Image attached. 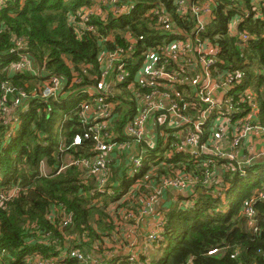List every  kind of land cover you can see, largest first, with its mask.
Masks as SVG:
<instances>
[{"label":"trees","instance_id":"16d2710c","mask_svg":"<svg viewBox=\"0 0 264 264\" xmlns=\"http://www.w3.org/2000/svg\"><path fill=\"white\" fill-rule=\"evenodd\" d=\"M1 2L4 5L0 7V68H10L19 63L21 55H24L31 61L32 69L18 73L14 71L15 77L10 73L0 75V100L5 93L2 85L22 88L27 95L21 100L22 104L30 102L33 113L24 123L23 134L18 132L17 139H12L9 146L0 152V264H27L29 261L25 256L35 253L43 258L42 262H46L65 252L68 255L65 264H81L73 258V253L78 251L88 258L93 249H99L101 246L97 247L95 243L100 242L103 232H107L103 235L109 237L113 235L114 217L116 212L121 211V206L128 214L138 211L136 200L142 195L119 205L112 215L109 195L98 193L91 196V191L96 189V180L90 177L85 183L86 172L76 166L61 171V163H58L53 174L48 176L41 171L42 161L54 165L57 163L55 158H60L65 152L78 156L85 149H93L91 141L85 142L83 146L70 147L75 137L84 135L91 128L79 113L78 105L86 99V95L81 92L97 88L101 81L117 75L112 70L109 77L104 78L102 56L116 53L118 49L126 50L128 36L135 41L133 62L126 68V78L119 83V90L115 94L107 92L108 101L119 103L117 111L112 114L115 119L113 130L119 136L118 139H127L123 136V129L134 117L126 120L128 112L134 111V102L141 104L144 101V96L138 94L141 86L138 84L140 77L137 71L143 66L140 63L145 53L150 46L183 39L191 45L190 48L187 42L195 66L201 63L199 53H192V50L205 44L214 47L216 65L212 75L216 77L236 73L238 76L236 87L228 92L237 109L235 121L251 114L250 102H254L257 109L253 111L256 112L254 117L264 130V0L258 15L255 13L251 16L247 14L257 12L255 0H216L212 20L199 34L195 33L197 18L190 14L182 16L175 6L177 0ZM111 7L120 9L118 18L110 14L108 19L103 20L95 13L90 16L86 26L81 19L83 17L71 21L81 11L83 15L98 10L110 12ZM153 8H162V13L167 12L172 16L170 31L156 29L157 17L149 16ZM237 19L242 22L234 34L231 26ZM90 25L96 29L95 32L86 30ZM243 35L247 36L246 40ZM206 58L211 59V56L207 54ZM179 59L182 60V57L176 58V62ZM174 63L170 59V64L164 68L166 73L177 77L169 82L170 87L166 92L180 110L184 104L190 105L187 115L193 116L195 111L202 112L207 107L199 100L201 86L192 85V80L197 74L203 78L204 68L192 69L190 73V68L180 69ZM52 77L67 82L65 93L58 99H34L39 93L38 84ZM30 78L37 81L33 88L29 85ZM77 79L80 82L72 85ZM155 81L158 85L165 82L161 77ZM147 90L151 92L153 88ZM244 91L250 92V98L241 96ZM73 96L80 102L68 108L65 100ZM9 104L10 100L7 99L5 105ZM124 104L130 106L128 112L122 111ZM168 114L173 116L171 110L152 116V119L159 115L165 116L160 130L164 131ZM181 114H184L183 111ZM65 118L69 120L65 121ZM190 126L193 127V124ZM61 127L65 135H61ZM210 127L211 124L207 123L202 128L199 146L209 145L211 148L212 141L216 142L215 135L210 137ZM234 134V131L228 130L222 136L219 142L222 149L233 150L231 144ZM260 136L264 140V136ZM61 137L67 139V148L62 152L59 145ZM163 140L161 135L157 136L156 145L152 144L154 148L150 147L152 140H143L142 148L146 147L143 168L133 179L123 177V174L120 176L119 170H122L123 165L117 169L114 168L116 164L112 163L110 171L117 173L110 174L108 186L112 188L114 185L115 189L127 192L135 179L142 178L151 170L150 162L156 165L166 162L157 170L158 183L164 177H177L178 171L180 175L200 178L192 187L195 191L194 207L186 211L176 208L169 211L161 233L164 240L155 243L161 237L157 234L154 244L149 241L150 235L144 236L148 247L153 244L152 255L150 250L138 261L133 262L131 258L110 264H264V143L257 144L258 154L254 153L251 157L252 152L241 147L240 153L244 159L230 160L225 159L223 154L216 155L213 152L179 151L178 148L163 151ZM162 153L168 156L163 155L162 158ZM208 162L216 164L212 163L207 168ZM216 166L220 168L216 169ZM207 169L215 172L208 175V183L204 184L203 176L207 175ZM14 183H18L14 194H7L10 189L1 192V189ZM200 188L203 189L202 193L198 190ZM145 192L143 188L141 193ZM249 209H253L256 215L254 227L248 224L249 218L245 215ZM65 220L68 225L64 227ZM120 222L123 227L127 226L123 220ZM3 250L7 252L1 255ZM212 250H218V253L209 255Z\"/></svg>","mask_w":264,"mask_h":264},{"label":"built area","instance_id":"2783aa9c","mask_svg":"<svg viewBox=\"0 0 264 264\" xmlns=\"http://www.w3.org/2000/svg\"><path fill=\"white\" fill-rule=\"evenodd\" d=\"M257 12L249 13L248 16L254 15L255 13L261 11L260 5L263 0H255ZM216 0H177L175 3L176 8L179 9V13L184 15H192L197 18V30L196 34L202 33L207 22H203L205 18L213 17V9L215 7ZM264 6V4H263ZM264 9V8H263ZM113 13H112V12ZM83 12H79L75 17L71 18V21H75V18H81L83 20V24H85L90 20V16L97 13L102 17L103 20L108 19L109 15L112 14L115 18L121 14L120 9L111 8L110 12H104L102 10L93 11L89 14H82ZM72 16V15H71ZM149 16L157 17V22L155 24L156 29L170 31L172 28L171 21L173 22V18L167 12L162 13V8H155L152 12H150ZM210 20V19H209ZM208 20V21H209ZM242 22L241 19H237L234 23L235 25H239ZM86 30L95 32L93 26H87ZM232 32V31H231ZM243 39L246 40L247 36L243 35ZM190 47L189 41H187ZM185 40H177L170 44H166L165 46H159L156 54L159 52L160 58L163 60L164 65L170 64V59H172L176 63V58H184L190 56L188 51V45ZM135 41L132 39L131 42H128V47L126 50L118 49L116 53H108L107 55L102 56L104 78H108L110 72L113 70L117 72V75L114 77L117 83H122L126 78V68L129 64L130 58L134 55L135 52ZM169 45V46H168ZM199 53V62L200 65L204 68V75L201 78L200 74H197L195 78L192 80V85L197 86L200 84L201 89L199 91V100L205 105L207 108L201 112L202 117L200 120H196L192 123L187 117L181 114V110L178 108L177 103L170 99V96L166 92H159L155 89L158 85L156 83V78L161 77L166 82H173L177 77H173L172 75L165 72L163 68L155 65L153 68L145 69V73L142 75L139 73L140 83L138 84L142 88H154L155 90L151 91L148 94H144L139 92L138 94L144 96V101L141 102L140 108L138 112L134 115V117L129 120L130 123L126 124L123 129V135L127 137V140L118 139V135H115L113 132V123L115 121L112 114L114 113V104L108 101L109 95L107 91L104 90V87L98 86L97 88L87 89L81 92V94L87 95L88 99L83 101L79 106V113L82 119L87 121L91 128L88 132H86L82 136H77L72 142L70 147L83 146L85 142L91 141L93 143V149L89 150V153L75 158L71 160L67 165L61 167V171L67 169L68 167L76 166L79 169H82L86 172V176H84L85 183L87 178H94L96 180V189L91 191V196H95L98 193L106 194V195H114L113 189L108 186V179L110 177V165L113 163L112 154L116 150H121L123 154L125 152L126 155H130L133 152L134 146H139L142 151L146 147L142 148V142L147 138L148 133V124L152 119V116L155 113H161L164 110H171L175 117L179 119L178 127H183L188 124H193V127L188 132V136L186 134L185 144L178 148L179 151H186V149H193L194 151H202V152H213L216 155L223 154L218 148H221L220 139L225 133L227 127H234V136H233V150L241 144V139H245L248 134L257 133L263 134L264 130L261 129V125L256 122L254 117L256 112V104L254 102H250L252 106V113L243 117L239 121H235V114L237 113V109L233 105V97L229 96L228 92L233 90L236 87L237 75L236 73H232L223 77L221 79L214 77L212 75V69H214L216 65L214 48L211 51L212 54L211 59H207V54L205 53L203 47H199L194 52ZM178 54V55H177ZM149 55V51L145 53ZM156 62H158V58L156 56ZM190 62V59L186 60V63ZM185 63V65H186ZM186 67V66H185ZM183 67V69H185ZM32 69L31 61L24 55H21V61L17 64L13 65V69L16 73L25 71L27 69ZM78 83L77 80L72 82L73 84ZM67 87V82L64 83L59 78L52 77L48 80L42 82V85L39 89V93L35 95L34 99L46 101L50 98L58 99L62 94L65 93L64 90ZM72 87V86H71ZM2 90H5L3 99L0 100V131L4 133V136L7 140H11L16 134V128L20 124L19 119V110L25 105L22 104L23 99L27 98L26 93L22 88L17 89L8 85L4 87L2 85ZM223 91V97L219 98L217 96L218 91ZM245 92V93H244ZM241 93L242 95L248 96L250 98V92L244 91ZM7 99L10 100L9 106L5 105ZM226 108L225 110H223ZM180 111V112H179ZM215 116V127L217 130L215 131V139L216 142L212 141L211 148L209 145H198L199 134L202 132V128L207 125L210 121H212V117ZM165 117V116H161ZM160 117V118H161ZM213 122V121H212ZM210 122V124L212 123ZM253 122L255 124H253ZM218 124V125H217ZM173 124H169L171 126ZM253 125H258L257 127ZM213 127V126H212ZM169 133L164 132L165 141L169 140ZM174 138L178 139L180 134L173 135ZM150 147L154 148L152 144L156 143V138L151 142ZM156 145V144H155ZM69 147V148H70ZM91 154V155H89ZM146 155V153L144 152ZM143 153H140L138 157L132 159V169L135 171H139L143 168V157L145 156ZM226 159V155L223 154ZM233 160V159H230ZM215 162L206 163L207 168ZM216 164V163H215ZM217 167V166H216ZM210 173H214V171H210L207 169V175H204V184L208 181ZM200 181L199 177L190 178L188 176L182 175L177 177H168L161 180L158 185H155V181L151 179L149 183L146 185L147 189L153 188L155 192L149 197L147 203L158 202L162 193L172 189L173 191L184 192L196 183ZM208 183V182H207ZM206 183V184H207ZM108 186V188H107ZM1 198H5L2 196ZM148 213L149 210H146ZM247 216L249 218L248 224L252 227L255 226V212L253 209H249L247 211ZM133 217V215H131ZM128 218V217H127ZM163 225H159L158 231L149 236V241L154 243L157 240L158 235L161 237L155 242H160L164 240V237L160 232L163 231L165 222L162 221ZM68 225V221L65 220L64 227ZM154 243V244H155ZM218 250H212L209 252V255H216ZM73 258L77 259L81 262V264H99L98 261H93L92 257L85 258L83 254L76 251L73 253ZM37 264H53L52 262H39Z\"/></svg>","mask_w":264,"mask_h":264},{"label":"crops","instance_id":"0c3cea01","mask_svg":"<svg viewBox=\"0 0 264 264\" xmlns=\"http://www.w3.org/2000/svg\"><path fill=\"white\" fill-rule=\"evenodd\" d=\"M153 10H155V8L151 9L150 12H152ZM120 17H122V16H120ZM208 20L211 21L212 17L211 18H205L203 22L208 23L209 22ZM237 28H238V25L233 24L231 26L232 33L236 34L238 32ZM131 40H132L131 36H128L127 41L130 43ZM166 44H169V43L164 42V43L157 45V46H150V48L147 50V51H149V55H146V57L144 55V59L140 63L141 66H142V64H143V66L142 67L140 66L141 69L139 67L140 70L137 71L138 76H139V73L141 75L143 73H145L146 68L151 69L155 65H157L158 67L163 68V69L167 68V67H165L166 65H164V62L160 58L159 52L156 54L158 47L159 46H165ZM203 47H204V51L207 50L208 52H211L214 48L211 44H205V45H203ZM190 48H191V45H190ZM193 52L194 51L192 50V53ZM156 56L158 58V62H156ZM187 59H190V62L186 63ZM132 62H133V56L130 58V61H129L127 68L130 66V64ZM185 63H186V65H185ZM174 65L176 67H180V69L186 66L185 69L190 68L189 69L190 73H192L193 70L195 71L198 68L202 67L200 64H198L200 67L198 65L195 66L193 64L190 56H187L186 59H184V58H182V60L179 59V61L174 63ZM14 71L15 70L13 69V65L7 69L5 66L0 70V75L10 73L11 76H14L15 75ZM14 77H12V78L8 77V78L10 80H13ZM216 77L219 79L222 78L221 75H216ZM223 77H226V75H223ZM36 82H37L36 80H34L33 78H30V81H29L30 87L33 88L36 85ZM29 85H27V86H29ZM41 85H42V83L38 84L39 89H40ZM98 86H102V88L104 87V90L107 91L108 93L115 94L116 90H119L120 84L116 82L115 78H110L109 80H106L104 82L101 81L100 84H98ZM169 87H170V83L165 81L164 83L157 85L155 87V89L157 91L163 93V92H166V90ZM147 89L148 88L140 87L139 92H141V93L150 92ZM155 89L153 88V90H155ZM217 93H218L217 96L219 98L223 97V91L222 90L218 91ZM131 98L132 97H130L129 99L131 100ZM86 99H88L87 95H86ZM129 99H127V100L129 101ZM79 102L80 101L76 96L70 97L69 99L65 100V103L67 104L68 108L73 107V106H77V104ZM80 104L78 106H80ZM134 104H136V106L134 105V111L133 112H128V109L130 106L125 105V104L122 106V108H123L122 111H127L129 113V116L128 115L126 116L127 121L130 119V117L135 115L140 108L139 102L138 103L134 102ZM189 106L190 105H188V104H184V108L181 109V111H183V113H184L183 115L185 117H187L191 122H195L196 120H200V117H202L201 112L195 111L193 116H190V114L187 115V109H189ZM117 107H119V103H114V108H115L114 111H117ZM225 109L226 108H224L223 110H225ZM32 110H33V107H32V104H30V102L25 104L19 110L20 124L17 127H15L16 128V134L12 139H14V140L17 139V133L18 132H20L21 135L23 134L24 123H25L27 117L31 113H33ZM64 120L68 121L69 119L65 118ZM164 120H165V117L160 118V115H159V117H156V118H153L150 120V122L148 124L149 128H148L147 138L149 140H153V139L157 138V136L161 135V138L164 139V132H166V133L170 134V136L168 137L170 139L167 141H165V139H164L162 141V143H163V146H162L163 149L162 150L163 151L166 149L172 150L173 148H179L181 146H184V144L186 142L185 141L186 134L188 136V132L192 128L190 126V124L185 125L183 127H178L179 119L177 117H175L174 114H173V116L168 114V116H166V125H164L165 129L163 131V130H160L159 127H161V124L164 122ZM214 120H215V117L212 120L213 122L210 121V122H212L211 127H210V130H211V136L210 137H212L214 135L217 128L219 129V127H215ZM169 124H173V125L169 126ZM57 125H58V121H57L55 127H57ZM228 130L230 132L231 130L234 131L235 129H234V127H227L225 130V133ZM55 131H56V129H55ZM113 132H115V131L113 130ZM175 134H180V137L178 139L174 138L173 135H175ZM61 135H65V132L62 131V127H61ZM115 135L117 136L116 133H115ZM120 139L127 140V139H123V138H120ZM10 141L7 140L4 136V133L0 131V152L9 146ZM223 144H224V142H223ZM59 145H60L61 152L66 150L67 139L61 137L59 139ZM255 147L253 148V150L250 151V152H252L251 157L254 155V153L258 154V152H259V147H257L256 149H255ZM188 150H193V149H188ZM247 150H249V147L247 148ZM88 153H89L88 149H85V152L80 153L78 156H76V154L75 155L72 154L71 152H65L64 154H61L60 158H58V159L55 158L57 163H55L54 165H50L47 161H42L41 162L42 174H46L47 176L52 175L54 172V168L58 166V163H61L60 166L62 167V166L67 165L71 160L78 158V157H81V156H84ZM140 153H143L142 149L139 146L135 145L133 152L129 156L126 154H123V152L120 153L118 150H116L112 154V158H113V164L112 165L116 164V165H114V168L118 169V167L123 165L122 170H119L120 176H122L121 174H123V177L128 176L129 179H133L136 174L140 173L138 171H135L134 169L131 170L132 159L135 157H138V155ZM164 153H162V158H164L163 155L165 157L168 156L167 153L166 154H164ZM89 155H91V154H89ZM258 156H261V155H258ZM150 164H151L150 165L151 170H149L148 173H146L147 175L145 174L142 178L135 179V181L130 185L127 192H123V190L115 189V186L114 185L112 186L114 195L108 196V199H110L109 207L111 208L112 215L115 213V211L118 210L119 205L123 204L124 202L130 201L131 199L134 200L135 197L138 195H142V197L140 196L136 200V203H138V207H139L138 211L136 213L128 214L127 211L122 210L123 209L122 206L120 207L121 211H119V213L116 212V216L114 217L115 221H114L113 235L111 237L103 235L107 232H103L100 234V239H99L100 242L95 243V245H97V247H99V246H101V247L97 250L93 249V253H92L93 256L91 255L93 261H98L99 264H110L113 262H119L122 259H125L126 261H128L129 259L132 258V259H134L133 262H135V261H138L140 259V257H142L146 252H148L150 250H151L150 254L152 255L154 252L153 244L148 247L147 240L144 239V236L145 235H151L154 232L156 233L158 231L159 225H163L162 221H164L166 224L167 223L166 218H168V216H169L168 213L171 209L173 210L176 208L178 211L179 210L186 211L189 208L194 207L193 193L195 191H194V188H192V187L190 189L184 191V192H180V191L176 192V191H173L172 189L167 190V191L162 193L158 202L147 203L149 200V197L155 192V190L153 188L147 189L146 185L149 183V181H147V179H153L155 181V185H158L157 170L158 169L160 170L162 165H165L166 162H161V164H158V165H156L154 162H150ZM215 168L218 169L220 167L218 166ZM123 170H125V172H123ZM116 173H117V171L114 172V174H116ZM111 174L114 175L112 171H111ZM177 176H182V175H180L179 171H178ZM164 178H168V177H164ZM164 178H162V179H164ZM17 185H18V183H14V184L10 185L9 187L6 186L3 189H1V192L10 189L7 194H9V193L14 194L13 190H15V187ZM143 188H145V190H146L145 194L141 193V190ZM198 190L200 193H202V191H203V189H201V188ZM146 210H149L150 212L148 213ZM131 215H133V217H131ZM121 220H123L125 222V224L127 225L126 227H123V223L120 222ZM164 227H165V225H164ZM160 233H162V232H160ZM6 252L7 251L3 250L1 252V255H3ZM67 257H68V255L65 252V254H61L60 256H58L56 258L50 259L49 262H52L53 264H65L64 260L66 261ZM25 259L27 261H29L27 264H37L39 262H42V260H43V258L40 257V255L38 253H35L32 255H27V256H25Z\"/></svg>","mask_w":264,"mask_h":264},{"label":"rangeland","instance_id":"374dc122","mask_svg":"<svg viewBox=\"0 0 264 264\" xmlns=\"http://www.w3.org/2000/svg\"><path fill=\"white\" fill-rule=\"evenodd\" d=\"M1 1H3V0H1ZM2 5H4L3 2L0 3V7ZM111 8H113V7H111ZM205 53L209 54V55L212 54V52H208L207 50H205ZM77 82H80V80L77 79ZM247 91H250V90H247ZM253 135L248 134L245 139H241L240 140L241 144L236 148V150L235 149L234 150H224L222 148H218V150L226 155V159L241 160L244 158V155L242 153H240L241 147H246V148L249 147V152H250L251 150H253V148L255 146L258 147V145L264 143L263 138L260 136V135L264 136V133L263 134L253 133ZM231 145L233 148H235V146H233V142ZM0 177H2V175H0ZM226 209H228V208H226ZM245 215H247V212Z\"/></svg>","mask_w":264,"mask_h":264}]
</instances>
